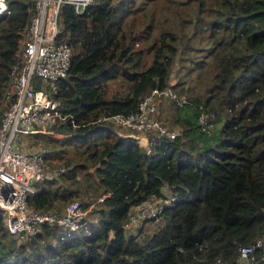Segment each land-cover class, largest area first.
I'll list each match as a JSON object with an SVG mask.
<instances>
[{"label":"trees","instance_id":"1","mask_svg":"<svg viewBox=\"0 0 264 264\" xmlns=\"http://www.w3.org/2000/svg\"><path fill=\"white\" fill-rule=\"evenodd\" d=\"M8 4L0 106L29 18L28 0ZM59 25L71 59L53 96L67 116L54 127L62 137H34L65 170L36 181L26 204L61 216L77 200L86 228L42 223L18 240L0 213V264H238L239 247L259 238L253 264H264V0H94L81 14L63 5ZM165 87L185 97L158 114L181 135L146 131L149 152L97 120ZM164 186L174 200L148 232L157 220L136 208ZM131 215L140 222L127 227Z\"/></svg>","mask_w":264,"mask_h":264},{"label":"built area","instance_id":"2","mask_svg":"<svg viewBox=\"0 0 264 264\" xmlns=\"http://www.w3.org/2000/svg\"><path fill=\"white\" fill-rule=\"evenodd\" d=\"M93 3L94 0H28L29 18L19 31L15 59L0 106V213L9 232L18 240L38 232L42 223L60 224L66 230L86 228L85 211L77 200L70 201L61 216L30 212L26 197L35 192V182L58 178L65 166L49 163L43 151L38 146L28 145L25 137L38 133L61 135L54 127L67 114L60 111L53 93L58 80L68 72L71 48L61 37L59 13L63 5H70L81 14ZM9 12L8 0H0V15ZM162 99L185 102V97L171 87L155 88L140 99L135 111L104 114L97 120L121 126L140 144V138H145L142 145L149 152L146 131H156L169 138L181 135L179 129L168 128L160 121L158 102ZM173 200L170 188L164 186L160 197L139 205L136 210L141 217L157 220ZM130 221L127 227L138 225L140 219L131 215ZM262 246L261 238L240 246L237 263L253 264L254 251Z\"/></svg>","mask_w":264,"mask_h":264},{"label":"rangeland","instance_id":"3","mask_svg":"<svg viewBox=\"0 0 264 264\" xmlns=\"http://www.w3.org/2000/svg\"><path fill=\"white\" fill-rule=\"evenodd\" d=\"M167 101L165 100H161L158 102V111H160V108L161 110L163 108H167L168 105H167ZM173 128H177V127H173ZM121 131L124 130V129H120ZM125 132V131H124ZM56 137H62V136H59V135H56ZM26 139V142L28 145H34V146H38L43 152L44 151H48V149L45 148L44 146V141L42 140H37L36 137H29V136H26L25 137ZM51 161L53 162L52 165H58V164H61L60 161L57 159V158H54L52 157L51 158ZM159 225V220L157 221H147L145 224H144V229L148 232H151L153 231V229H155V227H157Z\"/></svg>","mask_w":264,"mask_h":264},{"label":"crops","instance_id":"4","mask_svg":"<svg viewBox=\"0 0 264 264\" xmlns=\"http://www.w3.org/2000/svg\"><path fill=\"white\" fill-rule=\"evenodd\" d=\"M140 141H141V144H140V143H139V144L142 145V144L145 142V138H143V137L140 138ZM142 146H143V145H142Z\"/></svg>","mask_w":264,"mask_h":264}]
</instances>
